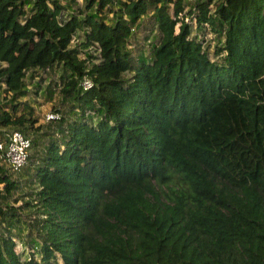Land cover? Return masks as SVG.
<instances>
[{"label": "trees", "instance_id": "1", "mask_svg": "<svg viewBox=\"0 0 264 264\" xmlns=\"http://www.w3.org/2000/svg\"><path fill=\"white\" fill-rule=\"evenodd\" d=\"M54 68L42 143L16 98ZM11 128L34 152L0 161V264H264V0H0Z\"/></svg>", "mask_w": 264, "mask_h": 264}, {"label": "rangeland", "instance_id": "2", "mask_svg": "<svg viewBox=\"0 0 264 264\" xmlns=\"http://www.w3.org/2000/svg\"><path fill=\"white\" fill-rule=\"evenodd\" d=\"M79 3H83V0H78ZM107 19H110L112 17V12L108 11L106 12ZM149 29L145 27H141L140 29L136 30V34L132 39V45H138L145 41L147 43L148 39H146V34L148 33ZM131 45V46H132ZM35 75H33L30 78V75L26 77V87L27 92L23 95H19L16 99L21 102L19 106V112H24L25 110H31L32 116L35 117L36 122L35 126H40L38 130L37 135H41L43 133V136H41L40 141L43 143L44 138L46 137L47 133L54 132V121L55 119L59 118V113L55 112L54 109L59 108L61 110H67L69 108V103H64L62 100L61 94L57 91V87L54 85L55 78H58V71L54 69L52 70H40L35 69L34 70ZM52 88V93L47 92V87ZM64 103V104H63ZM63 111V112H64ZM86 113H89V110H87ZM53 115V117H52ZM12 129V128H11ZM9 130V129H8ZM35 133L32 132L30 135L33 136ZM60 137V136H57ZM60 144L62 143L61 140H59ZM64 146V144H61V148ZM41 147V145H40ZM34 152V147L30 149V153ZM4 165L9 169L10 173H12L13 177H17L19 173L22 171L14 170L10 168L4 161L0 160ZM24 177V176H23ZM22 179V177H21ZM30 191L29 187L24 183V180H21L20 188L13 192V194L9 197V202L14 203L15 205H24L25 200H30L33 202V204L36 203V200H34L31 195L27 194ZM16 197H19L15 200ZM28 209V207H27ZM32 213V211H30ZM34 214H30V217L32 218ZM29 217V216H27ZM27 231L24 232L23 238L24 239H16V249L28 251L30 250L29 244H28V238L26 236Z\"/></svg>", "mask_w": 264, "mask_h": 264}, {"label": "built area", "instance_id": "3", "mask_svg": "<svg viewBox=\"0 0 264 264\" xmlns=\"http://www.w3.org/2000/svg\"><path fill=\"white\" fill-rule=\"evenodd\" d=\"M81 85L84 89L89 88L90 78L85 76ZM30 145L31 138L23 131L16 128L6 130L0 137V160L14 170L20 169L27 162Z\"/></svg>", "mask_w": 264, "mask_h": 264}]
</instances>
